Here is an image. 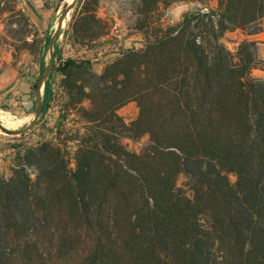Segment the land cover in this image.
<instances>
[{
	"label": "trees",
	"instance_id": "trees-1",
	"mask_svg": "<svg viewBox=\"0 0 264 264\" xmlns=\"http://www.w3.org/2000/svg\"><path fill=\"white\" fill-rule=\"evenodd\" d=\"M182 1L195 9L165 23ZM75 11L62 30L72 41L106 32L97 0ZM0 21L40 71L58 59L65 113L82 122L74 167L60 125L56 141L13 147L0 171V264H264V77L250 74L255 41L236 54L221 41L261 32L264 0H138L142 47L99 72L57 56V37L42 38L19 0H0ZM129 101L138 113L126 123L118 109ZM145 134L141 152L122 143Z\"/></svg>",
	"mask_w": 264,
	"mask_h": 264
},
{
	"label": "rangeland",
	"instance_id": "rangeland-1",
	"mask_svg": "<svg viewBox=\"0 0 264 264\" xmlns=\"http://www.w3.org/2000/svg\"><path fill=\"white\" fill-rule=\"evenodd\" d=\"M73 2L74 0H33L32 15L23 8L42 38L57 37V56L89 58L94 70L99 72L106 63L116 58L120 51L142 47L143 37L135 30L134 23L138 0H97L96 13L107 22V30L94 40L84 42H74L62 32L68 28L71 16L76 12L75 8L78 9L83 0H78L74 7ZM19 3L23 6L20 0ZM195 7L196 4L190 1L175 2L163 10V21L167 24L175 23L180 20L182 14L194 10ZM246 35V31L240 29L230 30L224 33L221 41L236 54L239 44L247 40ZM21 46L23 42L20 35L5 32L0 21V124L19 130L26 128L34 120L21 133L8 134L0 130V171L8 172V160L14 152L13 147L36 146L47 140L56 141V134L52 130L59 125L61 140L67 146L70 165L74 167L77 138L74 132L76 128L81 127L82 122L76 112L65 113L66 95L60 86L61 75L55 68L58 59L40 71L39 55L28 49L18 50ZM256 59L257 65L251 69L250 74L263 78L260 64L264 63V44L256 45ZM47 87L51 94H48ZM137 113L138 108L133 101L118 109V114L126 123L134 120ZM64 114H67L66 119L62 117ZM44 126L51 130L44 129ZM149 142V136L146 134L134 139L122 138L126 149L137 153ZM229 179L234 183L236 177L230 173ZM176 185L191 195L190 180L185 174L176 176Z\"/></svg>",
	"mask_w": 264,
	"mask_h": 264
},
{
	"label": "crops",
	"instance_id": "crops-1",
	"mask_svg": "<svg viewBox=\"0 0 264 264\" xmlns=\"http://www.w3.org/2000/svg\"><path fill=\"white\" fill-rule=\"evenodd\" d=\"M21 4L23 5L22 7L27 11L29 15L33 14V0H20ZM247 40H253L256 42V45H262L264 44V31L255 33V34H250L246 35Z\"/></svg>",
	"mask_w": 264,
	"mask_h": 264
},
{
	"label": "water",
	"instance_id": "water-1",
	"mask_svg": "<svg viewBox=\"0 0 264 264\" xmlns=\"http://www.w3.org/2000/svg\"><path fill=\"white\" fill-rule=\"evenodd\" d=\"M52 40H54V37H52ZM51 65V62L49 63V66ZM48 68V67H47ZM38 113V107H37V111H36V114ZM35 119V118H34ZM34 120H32L27 126L26 128H28L32 123H33ZM26 128H22V129H19V130H15V129H10V128H7L5 126H3L2 124H0V130L5 132V133H8V134H15V133H21L23 132Z\"/></svg>",
	"mask_w": 264,
	"mask_h": 264
}]
</instances>
